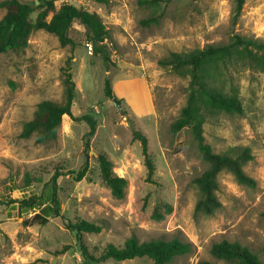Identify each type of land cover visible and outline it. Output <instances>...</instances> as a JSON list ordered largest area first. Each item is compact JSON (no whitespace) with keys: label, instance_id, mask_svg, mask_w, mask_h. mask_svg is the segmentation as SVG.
<instances>
[{"label":"rangeland","instance_id":"374dc122","mask_svg":"<svg viewBox=\"0 0 264 264\" xmlns=\"http://www.w3.org/2000/svg\"><path fill=\"white\" fill-rule=\"evenodd\" d=\"M52 1L55 9L68 3L101 18L112 37L111 63L104 66L92 55L85 31L77 24L69 34L72 52L38 30L25 49L0 54V264H153L146 258L85 262L74 235L58 219L24 227L22 222L36 210L22 209L20 201L30 199L33 204L32 198L55 173L60 174L61 214L101 227L97 234L83 235L95 256L106 245L120 247L134 236L139 242L177 238L193 245L191 253L170 264H226L210 255L211 246L221 242L247 247L264 263V72L243 51L205 67L207 83L242 106L240 115L204 108L205 143L215 154L236 156L248 149L252 159L242 170L254 186L240 185L230 173L220 172L215 192L220 206L204 216L195 213L198 190L193 180L208 165L189 129L170 132L190 90L189 73L159 64L171 53L225 45L236 35L264 43V0H244L234 24V0H159L156 6L141 5V0ZM36 14L37 10L31 20ZM66 67L75 84L73 119L62 117L55 143L40 146L33 137L22 139V125L33 118L38 103L62 100ZM105 79L111 99L103 93ZM85 115L95 120L87 150L88 127L74 120ZM133 131L147 140L151 175ZM98 153L111 162L113 174L127 180L124 199L113 198L101 180ZM85 162L88 170L76 182ZM165 205L171 210L168 214ZM153 212L161 219H154Z\"/></svg>","mask_w":264,"mask_h":264},{"label":"trees","instance_id":"16d2710c","mask_svg":"<svg viewBox=\"0 0 264 264\" xmlns=\"http://www.w3.org/2000/svg\"><path fill=\"white\" fill-rule=\"evenodd\" d=\"M93 1L101 4L107 2V0ZM234 1L233 24L239 17L244 4V0ZM139 3L141 5L156 6L159 0H141ZM34 4L35 2L29 3L19 0L0 1V10L3 11L0 18V54L25 49L31 34L38 30L52 35L56 38L60 47L68 48L72 52L74 43L69 34L72 26L77 24L85 31V40L92 48V55L99 58L104 66L111 63L108 44L112 43V37L96 13L74 7L68 3H63L58 9H55L52 0H38V5L35 7ZM36 10L35 19L31 20V15ZM151 22H156V20L151 19ZM141 23L148 24V21H142ZM237 51H243L245 56L253 60L264 72V43L242 38L238 35L234 36L232 41L225 45L207 46L201 50L188 53H171L168 58L159 62L161 66H169L176 71L186 69L189 73L190 90L178 117L170 124V132L175 134L182 129H189L198 152L208 165L207 169L193 180L198 190L195 213L204 216H211L220 206L215 197L217 190L216 177L220 172L230 173L240 185L254 186V181L247 177L242 170L243 164L252 159L248 149H244L236 156L215 154L211 146L205 143L203 136L204 108L209 111L227 114L240 115L242 113V106L236 98L223 94L220 90L208 84L207 79L203 76L207 65L229 59ZM72 59L73 57L70 55L67 62L69 63ZM62 73V100L60 102L42 101L38 103L33 118L22 125L20 133L22 139L33 137L34 143L40 146L55 143L60 138L62 117L66 115L73 119L71 108L75 96V84L71 80L69 67H66ZM103 93L106 98H113L107 79L104 81ZM74 120L82 121L88 127V131L84 135L86 139L84 148L87 150L88 140L95 133V120L89 115ZM132 139L140 142L147 174L151 175L153 167L149 160L145 136L133 131ZM97 162L101 180L110 190L112 197L116 200L124 199L127 180L113 174L112 164L103 153L97 154ZM87 170L88 166L85 162L81 170L76 173L75 181H80ZM59 177L60 174L55 173L50 178L41 194L37 198H32L33 204L29 203L30 199L20 201L19 206L22 209L36 210L22 222V225L24 227L44 226L50 219L60 220L63 229L74 235L80 254L85 262L101 263L108 260L123 262L146 258L152 261L153 264H170L175 258L187 255L193 250V245L190 242H183L177 238L139 242L137 238L132 236L127 238L120 247L113 244L106 245L101 253L95 256L83 242V235L97 234L101 231V227L85 220L72 221L61 214V204L58 197ZM164 207L166 213H170V208L166 205ZM152 217L156 220L161 219L157 212H153ZM210 255L215 259L226 262V264H264L247 247L238 243L221 242L213 244L210 248ZM197 264L212 263L200 261Z\"/></svg>","mask_w":264,"mask_h":264},{"label":"water","instance_id":"95a60500","mask_svg":"<svg viewBox=\"0 0 264 264\" xmlns=\"http://www.w3.org/2000/svg\"><path fill=\"white\" fill-rule=\"evenodd\" d=\"M35 4H38V2H36ZM113 102L116 104V101L113 99ZM117 105V104H116ZM32 201H30L29 203L31 204Z\"/></svg>","mask_w":264,"mask_h":264},{"label":"crops","instance_id":"0c3cea01","mask_svg":"<svg viewBox=\"0 0 264 264\" xmlns=\"http://www.w3.org/2000/svg\"><path fill=\"white\" fill-rule=\"evenodd\" d=\"M64 116H66V115H64Z\"/></svg>","mask_w":264,"mask_h":264},{"label":"built area","instance_id":"2783aa9c","mask_svg":"<svg viewBox=\"0 0 264 264\" xmlns=\"http://www.w3.org/2000/svg\"><path fill=\"white\" fill-rule=\"evenodd\" d=\"M90 49V48H89Z\"/></svg>","mask_w":264,"mask_h":264}]
</instances>
